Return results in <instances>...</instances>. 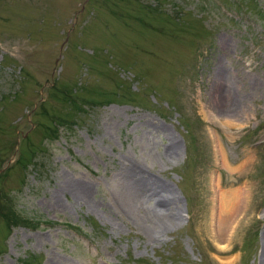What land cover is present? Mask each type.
<instances>
[{"label":"rangeland","instance_id":"1","mask_svg":"<svg viewBox=\"0 0 264 264\" xmlns=\"http://www.w3.org/2000/svg\"><path fill=\"white\" fill-rule=\"evenodd\" d=\"M135 162L156 239L116 203ZM263 229L264 0H0V264H260Z\"/></svg>","mask_w":264,"mask_h":264},{"label":"bare ground","instance_id":"2","mask_svg":"<svg viewBox=\"0 0 264 264\" xmlns=\"http://www.w3.org/2000/svg\"><path fill=\"white\" fill-rule=\"evenodd\" d=\"M217 79L219 82L223 81L221 80L223 78L220 73ZM222 110L224 115L233 112L228 107L222 108ZM245 166L241 165L240 169H243ZM158 182L154 179L152 172L149 171L146 165L142 166L138 162H135L132 166H123L116 174L112 185L118 207L124 209L126 213L139 215L147 228L149 236L153 239H156L158 231L164 230L166 226L176 222L179 217L178 212H175L171 207L172 203L170 204L168 200L170 199L169 196H166L170 195L169 189ZM89 185V183L84 181H77L70 184L68 190L74 193L76 202H81L89 198L91 192ZM62 192L67 193V189L62 190ZM219 197L220 224L222 221L236 218L242 211L240 203L246 200L244 196L240 195L239 190L221 194ZM218 230L223 237H221V240L225 239L227 232L223 234L225 230L222 228V225ZM260 264H264V229Z\"/></svg>","mask_w":264,"mask_h":264}]
</instances>
